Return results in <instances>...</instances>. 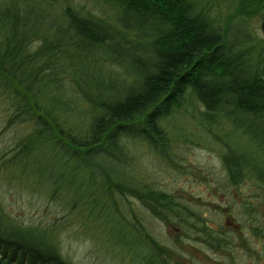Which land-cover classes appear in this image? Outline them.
<instances>
[{
	"label": "trees",
	"instance_id": "16d2710c",
	"mask_svg": "<svg viewBox=\"0 0 264 264\" xmlns=\"http://www.w3.org/2000/svg\"><path fill=\"white\" fill-rule=\"evenodd\" d=\"M263 14L264 0H0V94L8 123L25 126L0 153V264H74L61 244L72 218L136 239L135 263L160 261L149 256L163 247L127 218L130 201L207 246L231 244L154 185L139 156L198 139L192 124L222 142L213 131L227 125L237 134L220 153L228 185L264 192V35L252 24ZM12 185L37 193L42 213H16Z\"/></svg>",
	"mask_w": 264,
	"mask_h": 264
},
{
	"label": "rangeland",
	"instance_id": "374dc122",
	"mask_svg": "<svg viewBox=\"0 0 264 264\" xmlns=\"http://www.w3.org/2000/svg\"><path fill=\"white\" fill-rule=\"evenodd\" d=\"M79 1L86 7H90L93 2ZM260 21L261 18L256 20L254 17L252 24L263 34ZM7 110L6 99L0 94V153L5 152L25 128L18 123L9 124ZM186 124L185 127L189 126ZM192 126L193 131L198 130V139L178 140L174 143L172 153L165 158L150 151L142 152L139 156L142 169L154 185L186 198L196 205L199 220L214 228L219 226V229L222 227L223 231H229L233 240L231 244L219 247L207 246L202 239L205 235L197 234L186 224L164 222L141 203L130 201L135 216L127 215V218L133 223L135 232L136 228L142 227L164 249L150 252L151 249L146 247L148 249L144 248V251L150 252L151 260H160L152 264H264V192L248 180L237 186L228 185L221 161L224 142L233 147L237 142V134L227 125H217L219 127L213 133L218 139L221 138L222 142H219L201 138L198 127ZM5 190V199L16 213L21 210L29 216L41 214L44 210V200L37 193L21 190L17 185L8 186ZM242 195L253 204L247 214L241 207ZM133 217L139 220V225ZM252 225L258 227L259 236L253 234ZM230 233L225 235L231 239ZM124 236L83 228L72 218L64 227L61 244L74 264H142L143 261L135 263L140 256V249L134 241L136 239L127 237L126 233Z\"/></svg>",
	"mask_w": 264,
	"mask_h": 264
},
{
	"label": "water",
	"instance_id": "95a60500",
	"mask_svg": "<svg viewBox=\"0 0 264 264\" xmlns=\"http://www.w3.org/2000/svg\"><path fill=\"white\" fill-rule=\"evenodd\" d=\"M260 29H261L262 33L264 34V14H263V17L260 21Z\"/></svg>",
	"mask_w": 264,
	"mask_h": 264
}]
</instances>
